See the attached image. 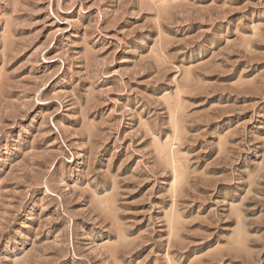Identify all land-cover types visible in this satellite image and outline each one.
I'll return each mask as SVG.
<instances>
[{
    "label": "rangeland",
    "instance_id": "374dc122",
    "mask_svg": "<svg viewBox=\"0 0 264 264\" xmlns=\"http://www.w3.org/2000/svg\"><path fill=\"white\" fill-rule=\"evenodd\" d=\"M0 264H264V0H0Z\"/></svg>",
    "mask_w": 264,
    "mask_h": 264
},
{
    "label": "bare ground",
    "instance_id": "6f19581e",
    "mask_svg": "<svg viewBox=\"0 0 264 264\" xmlns=\"http://www.w3.org/2000/svg\"><path fill=\"white\" fill-rule=\"evenodd\" d=\"M179 179V178H178ZM177 180V179H176Z\"/></svg>",
    "mask_w": 264,
    "mask_h": 264
}]
</instances>
